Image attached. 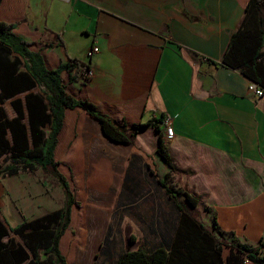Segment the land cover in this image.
<instances>
[{
  "label": "crops",
  "instance_id": "0c3cea01",
  "mask_svg": "<svg viewBox=\"0 0 264 264\" xmlns=\"http://www.w3.org/2000/svg\"><path fill=\"white\" fill-rule=\"evenodd\" d=\"M33 1L2 0L0 21L15 24L49 69L67 59L87 64L92 77L68 90L111 119L158 125L177 170L156 153L154 129L132 144L114 143L82 111H67L58 149L74 137L69 163L77 173L90 168L88 189L112 200L107 227H142V245H157L177 226L178 211L158 185L170 175L175 189L201 198L205 227L214 221L233 242L255 247L264 238V97L248 93L249 79L221 63L247 0H56L66 8L55 32L43 17L49 8ZM160 117L171 121L172 137H164ZM99 151L106 152L100 179Z\"/></svg>",
  "mask_w": 264,
  "mask_h": 264
},
{
  "label": "trees",
  "instance_id": "16d2710c",
  "mask_svg": "<svg viewBox=\"0 0 264 264\" xmlns=\"http://www.w3.org/2000/svg\"><path fill=\"white\" fill-rule=\"evenodd\" d=\"M243 11L221 63L239 70L264 91V0H247ZM14 29L15 24L0 21V178L39 168L57 179L64 196L59 209L31 220L10 226L0 219V264H66L59 243L70 227L73 208L80 206L70 184L72 177L68 180L59 171L61 163L55 158L67 111H82L114 143L132 144L138 132L154 129L158 135L156 153L171 173L177 170L158 125L111 119L91 100L74 96L68 86L89 80L83 77V70H90L88 65L67 59L49 69L42 55L31 50ZM7 103L14 113L11 118L4 109ZM163 122L164 117L156 120ZM169 176L158 179V185L178 211L177 226L167 227L157 245L146 248L143 244L121 252L114 264H264V238L254 247L233 242L234 235L221 232L214 221L211 227H205L197 219L201 198L188 190L175 189Z\"/></svg>",
  "mask_w": 264,
  "mask_h": 264
},
{
  "label": "rangeland",
  "instance_id": "374dc122",
  "mask_svg": "<svg viewBox=\"0 0 264 264\" xmlns=\"http://www.w3.org/2000/svg\"><path fill=\"white\" fill-rule=\"evenodd\" d=\"M33 2L49 8V13L43 16L49 26H47L48 29L55 32L63 26V10L66 8L63 4L56 0ZM41 13L44 14L43 8ZM68 36L78 37L71 33ZM78 39L75 38L76 43ZM75 49L79 51L78 44ZM69 50H72L70 45ZM5 108L7 113L11 114L7 104ZM73 139L74 137L66 145L61 146L56 151L55 157L61 163L58 167L59 171L68 180L69 176L72 177L70 184L74 188L76 200L80 203L79 208H73L71 212L70 227L60 240L59 250L65 257L66 264H114L121 252L142 245L147 231L141 230L142 227H133L130 223L125 226L107 227L112 200L109 199L107 193V195L101 192L93 193L88 189L89 185L86 182L91 177L90 168L77 173L69 163L68 156L73 154ZM94 155L99 164L96 178L100 179L106 176L104 174L106 152L99 151ZM2 166H5V161H2ZM56 180L39 168L31 172L18 173L16 176L0 178V219L6 220L10 226H13L23 219L31 220L59 209L64 195ZM107 192L114 194L116 185H109ZM200 215L199 213L197 219ZM130 237L133 239L131 243L129 242ZM14 239L19 241L16 236ZM3 240L5 242L7 238ZM43 259L42 255L41 260ZM22 264H27V262Z\"/></svg>",
  "mask_w": 264,
  "mask_h": 264
},
{
  "label": "built area",
  "instance_id": "2783aa9c",
  "mask_svg": "<svg viewBox=\"0 0 264 264\" xmlns=\"http://www.w3.org/2000/svg\"><path fill=\"white\" fill-rule=\"evenodd\" d=\"M98 52L97 47H92L90 50L87 51L86 58H90L92 54H95ZM93 75V72L90 70H83V77L85 78H91ZM248 93L253 94L255 97L261 98L264 97V91H262L256 84L250 83L248 85ZM163 134L165 138H170L173 135V128L171 127V121L169 119L164 120L163 122ZM245 264H248L245 262Z\"/></svg>",
  "mask_w": 264,
  "mask_h": 264
},
{
  "label": "water",
  "instance_id": "95a60500",
  "mask_svg": "<svg viewBox=\"0 0 264 264\" xmlns=\"http://www.w3.org/2000/svg\"><path fill=\"white\" fill-rule=\"evenodd\" d=\"M128 249H126V251H127Z\"/></svg>",
  "mask_w": 264,
  "mask_h": 264
}]
</instances>
